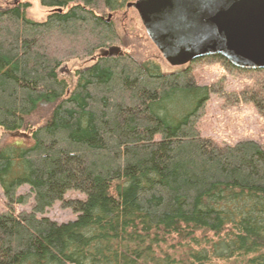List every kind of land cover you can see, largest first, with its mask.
<instances>
[{
	"label": "trees",
	"instance_id": "trees-1",
	"mask_svg": "<svg viewBox=\"0 0 264 264\" xmlns=\"http://www.w3.org/2000/svg\"><path fill=\"white\" fill-rule=\"evenodd\" d=\"M126 1L39 0L42 23L0 11V130L30 142L0 141V264H264V149L200 136L210 88L190 67L98 56L73 89L59 79L118 41L107 14ZM243 101L264 116V86ZM57 202L76 219L44 217Z\"/></svg>",
	"mask_w": 264,
	"mask_h": 264
},
{
	"label": "rangeland",
	"instance_id": "rangeland-1",
	"mask_svg": "<svg viewBox=\"0 0 264 264\" xmlns=\"http://www.w3.org/2000/svg\"><path fill=\"white\" fill-rule=\"evenodd\" d=\"M135 1L127 0L123 8L113 14V18L111 16L110 21L114 24L118 41L100 51L94 58L67 61L58 70L59 79L64 80L70 90L73 89L76 84V72L92 66L98 56H103L110 49L119 50L117 54L108 56L110 58L131 56L139 62L159 67L163 73H174L190 67L196 84L210 88L209 99L196 124L200 136L220 148L234 147L242 142H254L264 149V116L259 114L252 103L243 101L244 94L264 86V72L237 70L211 58L197 60L186 67H170L148 38L137 12L126 9L127 4ZM21 4H27L26 19L35 23L45 22L51 12L50 9L42 7L39 0H0V11ZM109 15L111 14H107V19ZM43 116L33 117L36 126L45 122ZM0 141L2 145L30 143L25 133L12 136L5 135L2 130ZM25 191L26 187L21 188L19 193L23 194ZM85 197L83 193L69 191L63 201H82ZM62 204L63 202H57L44 217L59 224L74 221L76 213L71 208H64ZM33 206L34 200L31 199L27 205L16 206L14 210L15 213L30 211ZM7 213V201L0 185V216Z\"/></svg>",
	"mask_w": 264,
	"mask_h": 264
},
{
	"label": "water",
	"instance_id": "water-1",
	"mask_svg": "<svg viewBox=\"0 0 264 264\" xmlns=\"http://www.w3.org/2000/svg\"><path fill=\"white\" fill-rule=\"evenodd\" d=\"M126 9L170 67L219 56L234 69L264 71V0H136Z\"/></svg>",
	"mask_w": 264,
	"mask_h": 264
}]
</instances>
